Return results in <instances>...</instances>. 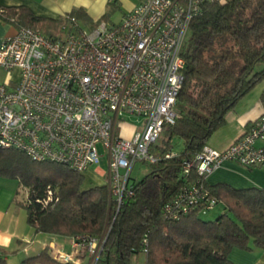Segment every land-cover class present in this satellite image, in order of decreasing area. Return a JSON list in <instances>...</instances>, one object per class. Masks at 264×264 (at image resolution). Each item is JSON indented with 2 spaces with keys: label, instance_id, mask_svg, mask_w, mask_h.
Segmentation results:
<instances>
[{
  "label": "built area",
  "instance_id": "1",
  "mask_svg": "<svg viewBox=\"0 0 264 264\" xmlns=\"http://www.w3.org/2000/svg\"><path fill=\"white\" fill-rule=\"evenodd\" d=\"M205 1L139 0L118 23L99 20L86 26L65 14L50 32L17 26L0 43V68L16 71L15 79L0 83V147L83 174L105 156L107 166L100 176L119 206L133 194L132 168L137 162L157 161L150 148L163 125L174 123L183 82L181 47L190 20ZM124 113L142 117L130 138L116 134ZM225 161L264 167V113L226 149L205 143L193 159L183 162L187 182L165 205V216L178 218L198 204L202 212L211 209L217 200L209 194L205 177ZM192 172L196 177L188 180ZM57 200L56 191L48 187L41 203ZM104 239V234L76 236L72 243L85 245L89 264H94ZM51 255L78 264L73 252L56 250Z\"/></svg>",
  "mask_w": 264,
  "mask_h": 264
},
{
  "label": "trees",
  "instance_id": "2",
  "mask_svg": "<svg viewBox=\"0 0 264 264\" xmlns=\"http://www.w3.org/2000/svg\"><path fill=\"white\" fill-rule=\"evenodd\" d=\"M0 10L4 22L46 32L62 20L35 16L24 6ZM69 14L91 22L83 7ZM181 56L183 82L174 123L163 125L150 148L157 161L133 181V194L119 206L105 184L85 187L84 174L65 164L35 161L19 150L0 147V175L16 178L27 188V199L16 203L25 208L27 222L36 232L72 238L104 234L94 264H132L139 253H144L145 264H232L228 254L233 248L264 249V189L205 182L217 200L211 209L202 212L198 204L178 218L164 213L165 205L187 182L183 162L194 158L246 93L264 83V0L205 1L190 20ZM260 99L264 104V90ZM195 177L192 172L188 180ZM48 187L58 200L43 206ZM220 202L224 209L215 219L201 218ZM0 264L12 263L0 254ZM17 264L74 263L55 259L45 248Z\"/></svg>",
  "mask_w": 264,
  "mask_h": 264
},
{
  "label": "crops",
  "instance_id": "3",
  "mask_svg": "<svg viewBox=\"0 0 264 264\" xmlns=\"http://www.w3.org/2000/svg\"><path fill=\"white\" fill-rule=\"evenodd\" d=\"M109 1L0 0V7L24 6L30 9L35 16L56 20L61 19L65 14H69L73 8L83 7L91 22L80 21L86 26H92L104 14L106 4ZM120 1L123 9L122 18L139 2V0ZM15 30L14 24L0 20V43L5 37L12 35ZM262 90H264V83H258L246 93L225 114L224 124L210 135L206 144L216 150H224L231 145L249 123L264 113V104L260 99ZM103 171L104 169L101 167H94L93 171H86L84 173V186L103 184V179L99 176ZM90 173L99 177L100 180H91ZM205 182L208 185L226 183L234 188L256 187L264 189V167H243L234 161H225L205 177ZM16 201L15 196L3 195L0 191V254L6 258L7 262L17 264L47 248L50 254L56 250L73 252L78 264H89L90 256L85 252V245L74 247L72 237L36 232L27 222L25 208ZM228 257L232 264H264V249L246 251L233 248Z\"/></svg>",
  "mask_w": 264,
  "mask_h": 264
},
{
  "label": "rangeland",
  "instance_id": "4",
  "mask_svg": "<svg viewBox=\"0 0 264 264\" xmlns=\"http://www.w3.org/2000/svg\"><path fill=\"white\" fill-rule=\"evenodd\" d=\"M104 14H106V17L101 19L102 21H105L107 23H118L121 20L122 14H123L121 1L115 0V1H111L107 3ZM8 78L15 79L16 71L9 72V71H5L2 68H0V83L6 82ZM141 123H142L141 116L133 115L130 113H124V120H123L122 127L116 128V134L121 135L122 137L130 138L133 135V133L141 127ZM98 149H99V152L102 151V148L100 146H98ZM106 166H107V162L104 156L100 159L97 165L91 166L89 170L93 171L94 167H101L102 169H105ZM149 170H150L149 163L137 162L131 170V180L137 181L141 179ZM90 175L92 176L91 180H94V181L100 180V178L97 176H94L93 173H90ZM101 178L103 179V177ZM0 191L3 195H9L11 197L15 196L16 200H19V201H25L28 196L27 188H25L18 181V179L6 178L1 175H0ZM223 209H224V204L220 202L214 207V209L208 211L205 214H202L201 218L203 220H213L220 214L221 210ZM84 249H85L86 254L90 256L89 250L87 249V247H84ZM144 257H145L144 253H139L135 255L132 261V264H145Z\"/></svg>",
  "mask_w": 264,
  "mask_h": 264
}]
</instances>
